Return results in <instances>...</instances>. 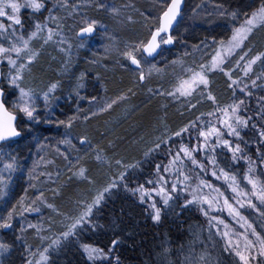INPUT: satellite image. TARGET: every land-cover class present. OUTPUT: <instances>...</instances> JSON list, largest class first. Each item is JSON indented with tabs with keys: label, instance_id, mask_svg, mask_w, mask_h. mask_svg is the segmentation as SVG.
I'll use <instances>...</instances> for the list:
<instances>
[{
	"label": "trees",
	"instance_id": "1",
	"mask_svg": "<svg viewBox=\"0 0 264 264\" xmlns=\"http://www.w3.org/2000/svg\"><path fill=\"white\" fill-rule=\"evenodd\" d=\"M168 1L78 0L71 15L67 9L72 0H39L40 10H19L23 33L31 29L30 21L50 22L52 17L73 37L86 22L96 33L83 40L72 37L79 47L72 45L65 70L44 54L29 65L31 76L56 85L35 119L23 123L10 107L11 92L2 78L3 103L17 114L20 136L0 144L19 158L0 200V238L6 249L0 264H200L210 256L211 264H234L214 233L216 224L231 223L228 217L209 214L188 191L173 194L167 204L157 200L155 207L147 204L144 193L156 171L182 148L191 153L182 167L189 182L218 186L224 182L221 178L240 182L251 175L264 191V77L245 82L227 63L220 69L207 67L213 45L227 40L234 27L264 7V0H185L171 32L172 46L146 59L140 48L158 26ZM263 43L264 34L253 31L243 48L256 55ZM126 53L135 56L138 68L131 67ZM184 67L203 72L206 86L191 95L179 94L176 77ZM79 76L82 100L97 106L75 104ZM231 114L235 131L225 135L219 119ZM66 125L73 146L67 155L52 156ZM224 135L228 145L239 147L238 157L222 142ZM40 150L49 160L37 170L43 176L34 179L33 158ZM46 174L50 177L41 182L39 192L50 208L43 210L39 229L18 224L17 216L29 217L20 209L23 201ZM217 188L225 193L224 187ZM252 203L238 213L252 224L260 223L264 241V201ZM89 205L91 212L77 223ZM156 209L158 220L153 219ZM85 247L99 251V256L88 257ZM42 250V260L35 263L33 257Z\"/></svg>",
	"mask_w": 264,
	"mask_h": 264
},
{
	"label": "rangeland",
	"instance_id": "2",
	"mask_svg": "<svg viewBox=\"0 0 264 264\" xmlns=\"http://www.w3.org/2000/svg\"><path fill=\"white\" fill-rule=\"evenodd\" d=\"M18 1L19 0H0V7H4L5 13L7 12L6 15L0 16L2 18V20H0V25H3V27H0V48L7 50L5 52H0V62L3 68V83L9 88L11 92L9 105L14 111H16L17 114L21 116L23 123H26V121L30 120V118L24 112L20 111L19 107H17L18 104L22 103V101L19 99L20 89L23 88L29 93V96L25 99L29 101L30 106L34 107L35 110L33 115H35L37 112L42 114V107L44 104L49 103L50 94L54 89L52 88V85H55L52 80L43 82L38 77L31 76L32 74L30 75V73H28L29 65L32 64V62L37 59L40 54H44L48 61L57 63L58 69L65 70L68 66L71 54H73L72 45L74 44L76 45V48H78L79 43L76 44V42L72 39V34L54 17L50 19V22L49 18L45 19L42 23H34L33 21H30L29 26L31 29H28L27 33H23V24L21 22L19 24L14 23L13 20L9 18L10 15H13L12 10L11 8L6 7L8 3H18ZM72 1V5H70V7L67 9L71 15L77 11L75 5H78V0ZM260 9L254 13H258ZM254 13L246 18L242 23L234 27L230 37L227 40L215 43L213 45L214 51L209 63L207 64L209 69H220L223 64L227 63V66L234 70V73L237 75V77L245 79V82L249 81L253 83L258 79L262 81V78L264 77V43L262 44L261 52L256 55H251L248 51V48L244 50L243 43L246 39L240 43L239 47L231 48V51H228L230 48V42H232V38L235 34V30L241 28L242 26H246L247 20L252 18ZM14 15H16L19 19L18 13H15ZM88 24L90 23L86 22L77 28H81ZM37 25L40 26L39 29H37ZM253 31L254 34L256 32L264 34V22L256 21L252 27V31L247 34V37ZM34 32L36 33L35 36L32 35ZM50 35L51 39L48 38ZM73 38L76 39V37ZM25 41L28 42L27 47H25ZM17 48L20 49L19 52L14 50ZM214 57L216 60L213 59ZM257 57L259 58L257 59ZM10 59L15 61V64H10ZM221 59L223 62L219 63L218 61ZM214 64L216 65L215 67H213ZM21 65H24L25 67L20 68ZM145 67H147V65ZM196 73H199L206 80L205 75L201 71H194L187 67L181 68L179 70L176 77V90L179 94H181V92L178 89H181L182 85L184 90L191 92L196 88H204L206 86L204 83H199V77H196L195 80L193 79ZM14 76L20 77L16 81L15 85L12 83V78ZM74 86L76 87L74 100L75 104L79 105L80 103L83 107L97 106L98 103H94L92 100H82L84 95L80 93L83 90V84L80 76L76 78ZM232 118L233 116L231 114V116L224 115L219 119L220 125L224 127L223 131L225 132V135L228 133L231 135L234 134L235 130L231 124ZM68 125L63 128L64 132L61 134V136H59V139L52 146V156H56L57 154L67 155V150H71L73 142L71 141L69 131L65 129L68 128ZM229 125H231V128ZM225 135L222 137L223 143L227 138ZM76 142L80 143L82 141ZM84 144L85 143H82L81 145ZM233 146H235V144L227 145V147L231 149L232 155H234V157H238V151H236V148ZM40 148L42 151H44L46 146L44 147V145H40ZM41 150L38 151L40 154L38 156H34L33 158L31 177L34 179L36 175L37 179L38 176H43L38 173L37 170L40 165L43 163L45 164L49 160L44 159L46 157L43 158V152ZM180 152V155L165 161V163L159 168L160 170L156 171L154 179L148 183L147 191L144 193L146 198L142 195V197L146 199L147 204L152 207L154 202L157 200L164 202L165 199H167L168 201L169 197H171L173 194L177 196L181 195L184 191H188L191 194V197L196 198V200L207 210L209 214L217 212L218 214H222L231 220L230 224L223 222L216 224L214 226V233L216 234L215 236H217V240L220 238L221 247H224L225 253L230 254L233 258L234 264H264V243H262L263 235L261 230L262 226L260 223L252 224L248 219H242L240 215H237L241 207L246 206L249 202L250 204H253V199L260 201L261 195L264 194V191H262V188L258 185L255 178L251 175H248L247 178H243L240 182L235 181L232 177L229 180L221 178L219 179V182H224L218 186H211L207 183L193 184L191 181H188V177L185 175L182 168L185 163V157H187L189 160L191 157L186 155V153L181 149ZM13 157L15 158L14 170L3 171L4 164L11 163ZM18 164L19 158L16 156V154L5 149L4 147H0V176H3V183H0V200L7 194L8 187ZM49 177L50 175L46 174L43 178V181L36 183L34 193L32 195L30 194L29 197H26L23 201L24 206H22L20 209L21 211L27 213L29 217L24 219L21 216H17L15 219L18 224L31 225L36 228L41 224L40 222L43 219L42 212L43 210L49 209L50 206L47 204L45 198H43V195L39 192V187L41 182L48 181ZM213 178L218 181L216 177ZM249 180H251L252 183H250ZM220 186L225 188V193L219 191L217 187ZM192 192H194V194H192ZM227 194L229 195V199L226 196ZM96 199L97 197H93V200ZM225 201H227V203H225ZM218 218L222 219L223 217L220 216ZM249 225L251 227H249ZM38 229L39 227L37 230ZM45 235L41 236L42 242L46 239ZM49 238L50 237H47V240ZM0 244H3L1 238ZM5 250V248H0V261L5 254ZM84 251L90 258L99 256V251L93 248L85 247ZM43 253L44 250H42L38 255H35L33 257V261L36 263L42 260ZM241 255H243L246 260H241ZM202 256L205 257L204 254ZM210 260L211 256L205 258L204 260L202 259L200 264H211ZM196 264L199 263L196 262ZM212 264H214V262H212Z\"/></svg>",
	"mask_w": 264,
	"mask_h": 264
},
{
	"label": "snow or ice",
	"instance_id": "3",
	"mask_svg": "<svg viewBox=\"0 0 264 264\" xmlns=\"http://www.w3.org/2000/svg\"><path fill=\"white\" fill-rule=\"evenodd\" d=\"M6 7L11 8L13 15H10L9 18L11 20H13L14 23L19 24L20 20L17 18L16 15H14L15 13H18L19 10L22 7H30L33 10H40L43 7V4L41 2H39V0H25V3L20 4V3H15V2H10L6 5ZM179 7H180V0H172L171 5L169 6L168 10L164 13V22L162 23L161 27L157 30L156 33L153 34L152 36V40L149 42V44L147 46H145L144 51H146L148 53V55H151L156 48L159 46V44L156 42L157 41V37L161 38V42L163 43H172V37L169 36L167 40H163V37L161 36V33L167 31L168 26L172 23L173 20L176 19L178 12H179ZM6 15L5 11H4V7H0V16H4ZM256 21H261L264 22V7H262L258 13H254L253 17L248 19L246 22V26H242L239 29L235 30V34L232 38V42H230V48L228 49V51H231V48H235V47H239L240 43L247 38V34L250 33L252 31V27L254 26ZM0 27H3V25H0ZM40 26L37 25V29H39ZM83 33H91L93 32V26L90 24L88 27L82 29ZM33 36L36 35V33H32ZM49 39H51V35L48 37ZM27 41L24 42L25 47H27ZM15 51L19 52L20 49H14ZM7 51L6 49L0 48V52H5ZM126 55L128 56V58L131 60L132 64L134 65H139V61L135 58L134 55H132L131 53H126ZM259 57H257L258 59ZM214 60H216V58H213ZM243 59V57H242ZM219 63H222V59L220 61H218ZM254 62V61H253ZM10 64H15V61L13 60H9ZM216 65L214 64L213 67H215ZM25 67L24 65H21L20 68ZM196 77H199V83H204L207 84V81L203 78V76H201L199 73H196L193 77V79L195 80ZM19 76H14L12 78V83L15 85L16 81L19 79ZM143 75H141V79H143ZM18 87V85H17ZM56 85H52V88H55ZM181 92V95H191V91L188 90H184L183 85L181 87V89H178ZM51 91V89H50ZM0 95H2V93H0ZM29 96V93L26 92L23 88L20 89V101H22L21 104H18L17 107H19V110L24 112L30 119H35L33 113H34V107L30 106L29 101L27 99H25L26 97ZM47 98V95H46ZM116 103V101H112L111 104L107 105V108H111L112 104ZM0 110H3V104H0ZM105 109H101V111H104ZM235 111V109L233 110ZM4 115L7 117V121H0V140H5L9 137H14V136H18L19 133L16 131V129L14 127H12L10 121L13 119L12 116H10L6 111L4 112ZM241 123H243V121H239ZM229 127L231 128V125H229ZM236 135H239V133H235ZM176 135H180V133H176ZM201 135H205V133L201 132ZM86 141H82V143H85ZM224 144L227 146L228 145V141H224ZM157 147H159V145H157ZM182 151H184L186 153V155L191 156V153L188 151V149L186 148H182ZM236 151H240L239 147H237ZM101 157L98 155L97 159H100ZM193 164H196L197 162L195 161V159H193ZM14 163H15V158H12V162L11 163H7L4 164V168L3 171H12L14 170ZM119 163V161L117 162ZM159 167V166H158ZM81 174H83V170H81ZM250 183H252L251 180H249ZM0 183H3V176H0ZM255 186V185H254ZM107 191V189L105 190ZM260 199L262 201H264V194L261 195ZM99 200L96 201V203H98ZM165 204H167V199H165ZM225 203H227V201H225ZM250 203V202H249ZM243 206V205H241ZM91 205L88 206L87 211L83 213V215L79 218V220L77 221V223H79L81 220L84 219V216L88 215L91 212ZM153 207H155L153 205ZM231 211V208H230ZM11 216V214H9ZM237 215H239V213H237ZM243 218V217H241ZM153 219L158 220L159 219V209H156V215L153 217ZM3 227H9L10 225L8 224H4L2 225ZM73 228L75 227V225L72 226ZM249 227H251L249 225ZM70 233H65V236L69 235ZM251 243V242H249ZM262 243H264V241H262ZM5 245L0 244V248H4ZM239 255V253H238ZM241 260H246V258L241 255L240 256Z\"/></svg>",
	"mask_w": 264,
	"mask_h": 264
},
{
	"label": "water",
	"instance_id": "4",
	"mask_svg": "<svg viewBox=\"0 0 264 264\" xmlns=\"http://www.w3.org/2000/svg\"><path fill=\"white\" fill-rule=\"evenodd\" d=\"M184 1L185 0H180L179 12H178V15H177L176 19L173 20L172 23L168 26L167 31L161 33V36L164 38L163 40H167L168 37L171 36V32H172V30H173V28H174V26H175V24H176V22H177V20L179 18V15H180L183 7H184ZM171 3H172V0H169L168 3L166 4L164 10L159 15L158 26L152 30V32L150 33L148 39L146 40V42L140 48V53L146 59L155 58L159 54V52H160L162 47L163 48H170L172 46V44H173V38H172V43H163V42L160 41V37H157V41L156 42L159 44V46L156 48V50L151 55H148V53L146 51H144L145 46H147L149 44V42L152 40L153 34L157 32V30L161 27L162 23L164 22V13L168 10V8L171 5ZM89 25L90 24L85 25V26L79 28L76 31L75 35H76L77 39L83 40L85 38H91V37H93L95 35L96 27L93 26V25H92L93 26V32H91V33H83L82 32V29L88 27ZM128 61H129V64L131 65V67H133V68H138L139 67V65L137 66V65L132 64V62H131V60L129 58H128ZM139 78H140V80H142L141 79V75L139 76ZM1 81H2V72H1V62H0V93H2V95H0V104H3V110H0V121H7V117L4 115V112L6 111L10 116L13 117V119L10 121V123H11L12 127H14L16 129V125L15 124H16L18 116H17L16 113H13L10 110H8L7 107L5 106V104L3 103L4 90H3L2 86H1ZM16 131L19 133L18 136L9 137V138H7L5 140H0V144L18 139L19 136H20V132L17 129H16Z\"/></svg>",
	"mask_w": 264,
	"mask_h": 264
}]
</instances>
